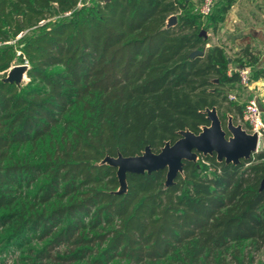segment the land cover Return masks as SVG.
<instances>
[{
    "label": "trees",
    "instance_id": "1",
    "mask_svg": "<svg viewBox=\"0 0 264 264\" xmlns=\"http://www.w3.org/2000/svg\"><path fill=\"white\" fill-rule=\"evenodd\" d=\"M234 3L201 16L192 0H0V73L28 66L25 84L0 79V245L18 251L15 264H245L235 248L264 253V149L237 165L198 154L168 187L166 170L127 174L123 194L101 163L199 134L207 109L242 121L230 69L259 56L207 47Z\"/></svg>",
    "mask_w": 264,
    "mask_h": 264
},
{
    "label": "water",
    "instance_id": "2",
    "mask_svg": "<svg viewBox=\"0 0 264 264\" xmlns=\"http://www.w3.org/2000/svg\"><path fill=\"white\" fill-rule=\"evenodd\" d=\"M177 24L176 16H170L166 22V28ZM201 35L206 37L205 32ZM200 52L192 53V57ZM230 61V60H229ZM28 67L26 65L14 66L9 70L7 76L2 79L4 83L20 86L26 77ZM208 127H202L199 134L189 131L179 132L180 138L171 143H165L158 153L152 152L146 147L140 155L122 157H105L101 162L115 168L119 183L118 194L126 192L127 174H151L153 172L166 170L165 186H171L175 178L182 174L184 162H196L197 155L204 157L215 156L216 161L224 162L226 165H237L242 160H249L253 154L258 152L257 134H249L242 126L233 124L229 118L225 125L219 119L215 108L207 109Z\"/></svg>",
    "mask_w": 264,
    "mask_h": 264
},
{
    "label": "crops",
    "instance_id": "3",
    "mask_svg": "<svg viewBox=\"0 0 264 264\" xmlns=\"http://www.w3.org/2000/svg\"><path fill=\"white\" fill-rule=\"evenodd\" d=\"M207 37L209 38L207 47L222 46L233 58L240 47L249 46L257 53L259 56L257 64L248 68L251 77L258 71L262 72L263 76L257 80L251 78L252 82L248 87L237 84L235 89L229 92V98L244 105L255 100L264 111V0H235L218 30L215 33H208ZM230 70L238 69L232 65ZM259 149H264V137L258 139L257 150L260 151Z\"/></svg>",
    "mask_w": 264,
    "mask_h": 264
},
{
    "label": "built area",
    "instance_id": "4",
    "mask_svg": "<svg viewBox=\"0 0 264 264\" xmlns=\"http://www.w3.org/2000/svg\"><path fill=\"white\" fill-rule=\"evenodd\" d=\"M215 0H201L195 11L201 16L210 14ZM11 69V68H10ZM9 69V70H10ZM8 72V71H7ZM239 84L242 87L251 85V72L248 67H242L237 70ZM242 121L246 128H243L249 134H257L258 138L264 137V111L260 109L259 104L255 100L249 101L242 113Z\"/></svg>",
    "mask_w": 264,
    "mask_h": 264
},
{
    "label": "rangeland",
    "instance_id": "5",
    "mask_svg": "<svg viewBox=\"0 0 264 264\" xmlns=\"http://www.w3.org/2000/svg\"><path fill=\"white\" fill-rule=\"evenodd\" d=\"M200 1L201 0H192V2L195 4V7H198V5L200 4ZM220 28H222V27H220ZM14 66H20L19 62L15 61L11 68H13ZM8 72H9V70H8ZM7 73H6V75H3L2 73H0V79H4L7 76ZM27 82H28V79L26 77H24L21 85L25 84ZM237 124L242 125L243 128H246L245 124L241 120L237 121ZM233 249H231L229 251V254L230 253L232 254ZM235 249H237L240 252L239 258L240 259L243 258L244 261H245V264H264V253L263 252H255V251H253L252 250L253 248L250 247L249 244L242 245V246H240L238 248H235ZM18 256H19L18 251H16L14 247H10L8 249L7 248L4 249L0 245V264H15L16 260L18 259ZM251 258L253 259L252 262H250ZM227 260H229V256L227 257ZM114 264H120V263L115 262Z\"/></svg>",
    "mask_w": 264,
    "mask_h": 264
}]
</instances>
